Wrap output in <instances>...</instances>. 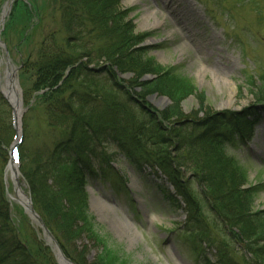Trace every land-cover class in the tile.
<instances>
[{"label":"trees","instance_id":"16d2710c","mask_svg":"<svg viewBox=\"0 0 264 264\" xmlns=\"http://www.w3.org/2000/svg\"><path fill=\"white\" fill-rule=\"evenodd\" d=\"M5 1L0 0V11ZM26 1L13 2L2 35L20 58L22 44L29 48L32 36H41L37 48L22 55L20 76L29 79L30 93L42 104L48 140L35 155L33 174L24 177L36 211L66 256L82 264L72 249L76 241L102 239L91 222L87 187L90 180L120 176L109 153L114 147L142 180L163 179L158 188L164 199L162 185L168 183L193 213L178 235L198 258L204 242L216 248L219 264H264V210H255L259 189L248 186L246 172L224 152L237 136L250 139L260 124L264 76L255 94L261 110L254 105L242 112L205 113L200 103L186 116L180 103L195 95V87L176 68L165 69L147 56L148 49L139 45L148 36L135 35L133 21L127 22L122 11H107L121 0H49L42 13L36 0ZM12 33L20 37L18 43L10 40ZM94 61L106 64L91 69ZM126 75L133 80L121 77ZM146 75L156 78L144 84ZM156 94L168 98L171 107L149 111L145 104ZM0 103L8 108L0 111V156L8 162L7 137L13 141L15 129L1 94ZM26 133L32 138L27 128ZM24 153L20 147L23 175ZM121 182L130 195L122 175ZM5 189L0 176V264H57L44 239L33 246L20 231ZM204 210L224 239L197 225ZM229 244L246 253L243 260ZM105 253L93 264H120L109 249Z\"/></svg>","mask_w":264,"mask_h":264},{"label":"rangeland","instance_id":"374dc122","mask_svg":"<svg viewBox=\"0 0 264 264\" xmlns=\"http://www.w3.org/2000/svg\"><path fill=\"white\" fill-rule=\"evenodd\" d=\"M199 1L121 0L114 9L110 6L106 9L122 11L127 22L133 21L132 30L135 35L148 36L139 45L148 49L147 56L165 69L176 68L180 76L193 84L195 95L191 94L180 103V109L186 116L198 111L200 103L204 104L205 113L242 112L254 105L261 110L263 104H258L255 94L262 86L261 78L264 76V0ZM11 2L12 0H6L0 11V39L5 45V48L0 47V92L5 91L8 82L7 56L4 53L7 49L10 69L19 70L15 79L20 88L22 113L16 123L15 134L21 133L22 142L19 146L23 148L24 157L27 158L25 175L21 173L18 179L30 197L24 176L33 174L36 168L35 155L48 138L44 132L42 104L35 102L36 93H30L32 83L29 79L20 76V64L24 53L37 48L41 36L36 35L40 32H36L30 40L29 48L25 42L22 44L19 51L21 58L15 50L11 53L2 36L8 18L4 25L1 24L3 11ZM35 2L39 4L38 11L41 13L50 4L49 0ZM19 39L17 34H10L12 42L18 43ZM105 64L104 61H94L90 68H99ZM121 77L133 80L132 75ZM155 78L156 76L146 75L141 82L150 83ZM231 97L233 100L229 103ZM171 105L168 98L159 97L158 94L151 96L145 104L153 113L166 110ZM9 109L13 115L10 104ZM2 110L7 112L8 108L0 103V111ZM204 112L199 117H203ZM260 116V124L256 126L250 139L236 137L225 148V153L236 160L246 172L248 186L254 185L259 189L255 210H264V111L260 112ZM26 128L32 133V138L28 137ZM10 140L7 137L8 155L10 147L17 144L19 138ZM109 153L114 156L112 164L120 176L110 180L97 178L90 180L88 184L89 215L93 228L102 239L96 241L82 237L76 241L72 249L82 257V264L97 262L96 259L108 249L119 259L117 262L120 264H208V259L211 264H219L220 258L215 247L203 242L205 251L198 258L178 235L179 228L189 222L193 213L176 197L173 188L166 182V185H162L164 199L163 192L154 184L162 183L163 179L151 177L142 180L117 149L110 147ZM0 157V176L6 186L14 221L33 246L44 239L52 247L57 264H61L58 262L59 252L56 248L57 245L62 251L60 243L36 209L53 241L39 221L18 200L12 174L9 175L10 178L7 175L9 161L5 162V156ZM121 175L125 177L131 195H127L125 188L121 187ZM130 197H133V203L130 202ZM202 215L203 220L196 222L197 225L207 226L215 239H224V235L213 228L211 215L207 210ZM229 251L241 260L246 255L244 251L238 252L234 244H229ZM62 253L73 262L64 251Z\"/></svg>","mask_w":264,"mask_h":264},{"label":"water","instance_id":"95a60500","mask_svg":"<svg viewBox=\"0 0 264 264\" xmlns=\"http://www.w3.org/2000/svg\"><path fill=\"white\" fill-rule=\"evenodd\" d=\"M7 8V11H5V9ZM12 8V3H10V4H7L6 5V7H5V9H4V11H3V14H2V18H1V24H3L4 25V23H5V20H6V18H8V16H9V14H10V9ZM0 34H1V32H0ZM0 47H2V48H5V45L2 43V41H1V39H0ZM4 53H6V56H7V67H8V69H7V76H8V80L10 81V83L13 81V79L17 76V73H18V71L19 70H15V69H13V68H11L10 69V60H9V53H8V51H7V49L5 50V52ZM4 95V94H3ZM8 95V96H7ZM7 95H5V98L7 99V101L11 104V101H10V95L9 94H7ZM17 113L15 112V115H16ZM14 115V116H15ZM16 117V116H15ZM10 168H12L13 169V172H14V177H13V181H14V183H16V189H15V192H16V194H18L19 193V189H20V183H19V179H17L18 178V175H19V173H18V170H17V168H19V165H17V167H15V164H14V161H11L10 163H9V166H8V168L7 169H10ZM11 169V170H12ZM25 205V207H26V209L28 210V212L37 220V221H39V223L42 225V227L44 228V231L49 235V237H51V239H52V241L54 240L53 239V237H52V235H51V233L48 231V229L46 228V226H45V224L42 222V220H41V218L39 217V215L36 213V211H35V209H34V207H33V205H32V203L30 202V200H29V203L28 204H24ZM56 248L58 249V252H59V261L58 262H60L61 264H73V262L71 263L68 259H66L65 257H64V255H63V253H62V251L60 250V248L56 245Z\"/></svg>","mask_w":264,"mask_h":264},{"label":"bare ground","instance_id":"6f19581e","mask_svg":"<svg viewBox=\"0 0 264 264\" xmlns=\"http://www.w3.org/2000/svg\"><path fill=\"white\" fill-rule=\"evenodd\" d=\"M5 11H7V8L5 9ZM5 93L9 95L11 94L10 95L11 104L14 105L17 115L20 117L22 113L21 96H20L21 93H20V88H19V85L16 79H14L11 83L8 80ZM232 100L233 98L231 97V100L229 101V103H232ZM11 169L12 168L8 169L9 172L7 173L9 178H10L9 176L10 174H12L11 178L14 177L13 169L12 170ZM18 198H19L18 200H20L23 204H28V200H27L28 196L23 190V187L21 185H20V189L18 193Z\"/></svg>","mask_w":264,"mask_h":264}]
</instances>
